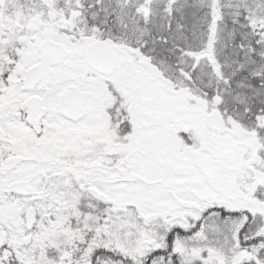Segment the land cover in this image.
Returning <instances> with one entry per match:
<instances>
[{"label": "snow or ice", "instance_id": "6c2138e0", "mask_svg": "<svg viewBox=\"0 0 264 264\" xmlns=\"http://www.w3.org/2000/svg\"><path fill=\"white\" fill-rule=\"evenodd\" d=\"M0 264H264V0H0Z\"/></svg>", "mask_w": 264, "mask_h": 264}]
</instances>
